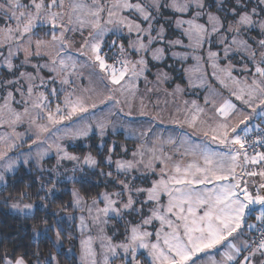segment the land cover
Returning <instances> with one entry per match:
<instances>
[{
	"label": "snow or ice",
	"instance_id": "obj_1",
	"mask_svg": "<svg viewBox=\"0 0 264 264\" xmlns=\"http://www.w3.org/2000/svg\"><path fill=\"white\" fill-rule=\"evenodd\" d=\"M150 60L178 65L203 104L183 100L167 116L159 100L150 106L154 91L185 92L161 67L149 81ZM109 130L139 142L131 158L113 159L117 147L129 150L108 145ZM94 132L111 171L91 152L69 151ZM65 161L74 184L88 168L118 188L91 204L71 189L72 208L87 212L78 217V264H264V0H0V203L34 220L31 184L4 195L9 179L21 167L38 171L46 209ZM57 217L31 226L34 250H4L0 264H60L39 250L44 238L61 255L74 252L63 248ZM113 220L125 229L119 242L106 231Z\"/></svg>",
	"mask_w": 264,
	"mask_h": 264
},
{
	"label": "trees",
	"instance_id": "obj_2",
	"mask_svg": "<svg viewBox=\"0 0 264 264\" xmlns=\"http://www.w3.org/2000/svg\"><path fill=\"white\" fill-rule=\"evenodd\" d=\"M116 137L122 138L121 134H117ZM97 136H91L88 140L90 141L89 148L87 146L78 145L75 147H69L71 150L77 151L84 154L88 149L92 151L93 154L97 156L100 160V168L107 172L112 169L105 166L103 160L107 149L104 148L103 151H99L97 142L95 139ZM40 173L33 169L31 173L27 172L23 167L19 170V174L15 177L9 179L8 192L4 195L11 194L13 197L20 191L25 190V183L31 184V187L26 189L32 195L31 201L39 200V195H44L40 191V185L37 182V176ZM115 175V173H114ZM49 176L45 175L44 179L47 180ZM75 184L73 181L66 182L62 181L58 183V192L48 199V207L46 209L40 208L35 213L34 220L22 219L20 216L11 213L8 208L0 203V252L8 250L9 252L19 248L21 251H32L35 248L33 233L31 231V226L33 224L39 229L42 227L41 221L46 218L48 225H53L58 219L57 213L61 214L63 212H71L72 208V196L70 188L72 186L76 187L80 193L86 198L91 199L97 197L102 191H112L117 188L116 185L112 184L109 179L102 177L95 170L85 169L83 173H79L76 178ZM3 186L2 188H4ZM0 188V189H2ZM66 224V223H63ZM66 230L71 233V238L64 236L63 248L66 250V246H72L73 250L78 249V238L75 227L67 226ZM77 233V232H76ZM39 250L41 257H47L50 253L54 251L60 261V264H78L75 255L67 254L61 255L57 252L56 248L53 247L52 241L50 239L42 238L39 241Z\"/></svg>",
	"mask_w": 264,
	"mask_h": 264
},
{
	"label": "rangeland",
	"instance_id": "obj_3",
	"mask_svg": "<svg viewBox=\"0 0 264 264\" xmlns=\"http://www.w3.org/2000/svg\"><path fill=\"white\" fill-rule=\"evenodd\" d=\"M40 35L41 36H44V30H41L40 31ZM47 38V37H45ZM77 39H79V37H77ZM125 43V47H127V40L125 39L124 41ZM109 55H111V52L109 53ZM132 58L133 59H136L138 58L136 56L135 53H133L132 55ZM153 63L155 62H152L151 60L149 61V66L151 67V72L148 73V79L149 81H154L155 80V75L154 73L156 72L157 70V67H161V68H164L166 71H169L170 74L175 78V83H180L182 86L185 87V92L182 96H169L167 95L163 89H161L159 92H156L154 91L153 93H150L148 94V101L150 102V106L152 103H155L157 100L160 101V104H159V107L161 108H164V107H167V112L165 113V116H167L168 113L170 112H173L177 107H183V100H188L189 102L191 100H197L199 103L203 104V95L204 93L202 91H199V90H191V89H188L187 87V80L186 79H179L178 77L182 75V73L180 72L179 70V66L177 65L176 68L174 69H167L166 66L164 64H160V65H157L156 67H152ZM167 64H172L174 63L170 58L166 61ZM194 63L192 60H189L186 64H184L183 66L184 67H187L188 65ZM233 63H236V61H233ZM45 75H48L46 72L44 73ZM148 87H151V85H148ZM164 87H167L169 92H171L172 90V87H174V84L172 83H167L165 84ZM140 90H141V94H144L145 91H146V86H145V83L143 82V80H141L140 82ZM199 91V95L196 94V92ZM166 102V103H165ZM167 127V130L168 131H172L174 132L175 134H180L181 132V129L175 127V126H172V125H168L166 126ZM22 130V129H21ZM117 134H121L122 135V138L120 137H116ZM91 136H97V138L95 139V141L97 142V145L100 143V137L97 133H93ZM90 136V137H91ZM89 137V138H90ZM88 138V139H89ZM87 139V141L85 142L84 140H79V141H76L74 144L72 145H69V147H75V146H78V145H83V146H89L90 144V141ZM104 140L107 142L108 145L111 144V141H116L117 144H122L124 145L125 147H127V149L129 150L127 154L123 153L119 147H117L116 149V152L113 154V159H117V158H120V157H124V158H131L130 156V153L135 150V148L138 146V141H133L131 139H128L126 138V135L123 133L122 130H118L115 134H113L111 132V130H109L108 132V135H106L104 137ZM89 148V147H88ZM107 149V147H105ZM99 149V148H98ZM69 151L70 152H73L74 154L76 155H79V156H84L86 154H88L89 152L92 153L91 150H87L84 154H81L77 151H74V150H71L69 148ZM99 151H103L101 149H99ZM93 154V153H92ZM95 155V154H93ZM107 155V152L105 153V156ZM96 156V155H95ZM104 156V157H105ZM97 157V156H96ZM98 159V158H97ZM99 160V159H98ZM104 162V160H103ZM55 165V156L53 155L52 157H50L49 159H47L45 161V168H51ZM73 162H68V161H65L64 162V165H63V169H61V171L63 172V175L61 176L60 178V182L62 181H66V182H71L72 180L68 179V177L70 176H73V173L71 171V169L73 168ZM114 167V166H113ZM113 167H110L112 170H113ZM64 169H67V171H64ZM85 169H88V168H85ZM79 173L80 172H76L74 175H75V179L79 176ZM45 175L47 176H50L52 174L50 173H45ZM59 182V183H60ZM4 185H0V188H2ZM74 186H72L70 188V190L73 188ZM76 188V187H75ZM77 189V188H76ZM115 190H118V188L112 190V191H115ZM103 192V191H102ZM111 192V191H110ZM98 197V196H97ZM94 198V197H93ZM92 199V198H91ZM91 199H87L88 203L91 204ZM29 202H34L37 206L41 205V201L40 200H37V201H29ZM102 206V205H101ZM8 210L10 211V209L8 208ZM13 213V212H11ZM15 214V213H13ZM87 215V212L85 211L84 213H80L79 211H76V210H73L71 212H63L61 214H59L60 217H63L64 218V223L66 224H62V225H57L59 227H62L63 229L66 230V227L67 226H70V227H75L76 229V232L74 234H77V238H78V249L74 252L73 254L75 255V258L77 260L78 258V255H79V239H80V233L77 231V225L79 223V220H78V217L79 215ZM71 215L72 217H75L74 220L72 221H69L68 220V216ZM127 219H132V220H137L139 219L138 217H127ZM116 229L118 230L116 232L115 235H113V230ZM106 231H107V234L110 235V236H113V240L114 242H119L121 240L124 239V226L119 222V221H116V220H113L106 228ZM63 234H66L65 236L68 238V231H64L62 232V236ZM92 234L95 235L96 234V231L95 229H93L92 231ZM34 238V237H33ZM54 238V236H53ZM63 245H64V240H63ZM69 248H72V246H66V249H69ZM57 250V249H56ZM53 253L56 254V252L54 251ZM68 254H72V253H68ZM141 260H144V257H139ZM78 261V260H77ZM115 264H120V261L117 260L115 261ZM144 264H147V261L144 260Z\"/></svg>",
	"mask_w": 264,
	"mask_h": 264
}]
</instances>
